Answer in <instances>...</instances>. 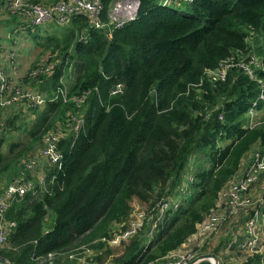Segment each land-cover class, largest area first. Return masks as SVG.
Returning <instances> with one entry per match:
<instances>
[{
  "label": "trees",
  "instance_id": "1",
  "mask_svg": "<svg viewBox=\"0 0 264 264\" xmlns=\"http://www.w3.org/2000/svg\"><path fill=\"white\" fill-rule=\"evenodd\" d=\"M52 24L59 31L40 44L57 51L59 60L41 82L31 83L58 96L40 109L27 105L36 112L30 139L9 159L0 151V179L12 178L14 163L67 111L82 122L58 141L61 166L46 175L54 174V181L10 203L5 216L15 225L0 255L15 264H80L76 257L90 248L101 251L93 255L99 259L114 253L101 238L124 228L134 210L171 196L177 205L164 212L151 237L147 240L145 222L110 259V264L164 263L215 208L242 160L264 145V100L256 105L259 123L248 126L246 114L260 83L236 67L224 80L206 74L230 55L255 53L264 63V40L251 45L248 39L250 31L264 35V0H191L177 6L140 0L137 16L110 31L91 26L85 16ZM72 59L73 80L65 86L61 77ZM257 78L264 84V70ZM117 82L122 92L110 94ZM59 88L67 95L88 94L77 106ZM16 144L9 142V150ZM134 198L146 206H133ZM229 237L212 252L226 248ZM48 252H54L51 263L40 261ZM245 256L237 264H264V252Z\"/></svg>",
  "mask_w": 264,
  "mask_h": 264
},
{
  "label": "built area",
  "instance_id": "2",
  "mask_svg": "<svg viewBox=\"0 0 264 264\" xmlns=\"http://www.w3.org/2000/svg\"><path fill=\"white\" fill-rule=\"evenodd\" d=\"M6 11L16 14L20 18L23 25L35 28L49 22H55L60 25L68 24L69 21L76 16H85L89 20V24L96 28H105L112 30L123 23L135 18L138 13L140 0H111L105 9L104 0H54L50 3H43L37 0H3ZM179 1L191 0H159L163 5H172ZM15 51L10 50L4 58L0 54V106L3 108L13 104L21 103L31 107L43 105L47 99L54 100L58 93L48 96L45 91H41L32 87L31 81L41 82V76L49 74L53 71L55 64L52 60V53L46 52L39 61H37L25 73L17 72L13 69L11 72L5 66V60L13 62ZM236 67L244 72L249 78L257 80L260 83V91L258 96L252 100L246 114L248 115V126H254L260 122L259 112H257V101L264 100V84L261 79L257 78V71L264 70V63L261 57L255 53H250L246 57L228 56L221 61L219 65L213 69L206 70L208 76H215L224 80L227 71ZM25 78L24 80H22ZM123 83L117 82L111 89L110 94H118L122 92ZM58 92L62 94L64 100H72L77 106L81 105L88 94V90H83L80 94L67 95L66 89L59 88ZM72 115V113L70 114ZM221 116V114H220ZM74 120L66 127L58 128L57 124L47 130L42 137V144L39 146L38 154L45 160L42 163L49 164L51 167L60 168L62 153L58 147L59 139L64 133L72 128L77 130L82 122V117L73 114ZM77 120L76 125L73 122ZM264 121V119H263ZM3 120H0V127ZM64 129V130H63ZM65 131V132H64ZM40 163L34 157H29L23 162V168L18 175L11 180L0 183V247L6 244V238L9 230L15 225V221L7 219L5 212L10 203L21 198L25 193L31 192L37 194L46 189L48 181L52 183L55 175L47 178V172L38 168ZM242 166V167H241ZM264 172V145L256 147L250 151L247 157L242 160L240 168L236 175L228 181V183L219 191V197L215 208L197 224L199 233L210 234L217 229L222 221L227 219H236L234 229L231 232L226 243V249L232 250L237 247L246 254L263 253L264 252V192L257 195L254 199L252 189L254 185L259 189L258 184L261 175ZM34 174L39 176L37 182H32L27 176ZM175 198H161L154 208L155 216H152L149 228L147 230V239L151 237L152 232L162 217L164 212L170 207H176ZM153 208V209H154ZM137 209L135 217L128 222L124 228H120L112 232L105 238H101L112 247L121 246L132 235H134L145 221L144 210ZM195 231V232H196ZM194 234V233H193ZM192 234V235H193ZM198 253L186 252L180 254L176 260L168 261L177 264H183L190 260ZM72 255V254H71ZM43 258L51 263L54 258V252H48ZM83 264V263H82Z\"/></svg>",
  "mask_w": 264,
  "mask_h": 264
},
{
  "label": "rangeland",
  "instance_id": "3",
  "mask_svg": "<svg viewBox=\"0 0 264 264\" xmlns=\"http://www.w3.org/2000/svg\"><path fill=\"white\" fill-rule=\"evenodd\" d=\"M39 2L43 3H50L54 0H37ZM111 2V0H110ZM108 2V4H110ZM173 5L177 6L178 2L174 3ZM179 8L181 10H187L186 5L184 3L179 4ZM9 15H12L16 20H19L16 14H13L8 11H2L0 12V35L5 37L7 35V43L11 41L10 46L14 48L17 53L19 54V61L20 64H18V71L25 73L27 70H29L37 61L40 60V58L46 53L51 52L52 53V60L54 63L58 62L59 56L57 51H51L49 47H45V45H41L40 42L45 41V37L47 34H52L59 31V27H57L55 24L47 23L44 25L38 26V28H35V30H29L28 27L24 26H16L14 23V20H10ZM31 28V27H29ZM28 29V30H27ZM35 33L38 34V36L35 37ZM84 34V27H82L78 31L79 38L83 37ZM248 39L250 44H259L261 41L264 40V35L262 33H256L251 32L248 35ZM71 50V48H69ZM73 59L69 61L68 67L66 71L64 72L63 77H61V81L64 83L65 86H67L72 80H73V74H74V67H73ZM23 78L22 80H24ZM32 85V83H31ZM35 87V86H32ZM36 88V87H35ZM72 101V100H71ZM81 106V105H80ZM42 105L38 106V109H40ZM70 111V110H69ZM66 112V115L63 117V119H59V121L56 122L59 129L66 127L67 124H71L74 120L73 114L76 112ZM68 113V114H67ZM72 113V115H70ZM78 113V112H77ZM2 114L5 116L3 118ZM36 112L34 110L29 109V107L23 106V104H13L10 108L4 109L2 106H0V120H3V125L5 128L3 130H0V151L2 154L6 156L5 159H9L12 155H14L16 152L21 150L25 144L29 141L30 136L28 134V128L31 125V122L33 121V118H35ZM9 115H14V117H11ZM9 116V117H8ZM10 119L9 123H7V120ZM5 121L7 125H5ZM64 122V126H62V123ZM77 120L73 122V125H76ZM16 142L17 144L9 150V142ZM42 144V139L39 140L38 143L34 145V147L27 151L20 159L17 160V162L14 163L15 168L17 169L16 173L12 175V178L19 174L21 170H24L26 172V169L23 168V162H25L29 157H34L37 159V161L40 163V166L38 168L44 169V172H47V170L51 167L49 164H44L41 161L45 160L41 155L38 154L39 146ZM242 167V166H241ZM27 176L31 178L32 182H37L39 179V176H35L34 174L30 175V173H27ZM12 178H6L2 177L0 179V183L7 182L8 180H11ZM186 180V178H185ZM258 184H264V172L261 175V178L258 182ZM259 189L256 188V185H254L252 192L254 199L257 198L258 194H261L264 192V186H259ZM170 198H173L170 196ZM142 205L146 206V203H141L137 199L132 200V205ZM153 208L154 206L148 207L144 210L145 213V221L143 222L142 226L146 222L148 225L151 222L152 216H153ZM135 217V212L130 214L129 220H132ZM236 219L232 220H225L222 221L217 229L213 231L212 233L206 235L203 233H199L197 230L193 235L189 236L186 241L176 250L172 251L169 256H167L168 261H174L177 259V257L180 254H185L186 252H194V253H200V252H215L216 246L221 244L226 238H228L231 235L232 230L234 229V223ZM127 222V224H128ZM126 224V225H127ZM141 226V227H142ZM140 227V229H141ZM139 229V230H140ZM138 230V231H139ZM137 231V232H138ZM136 232V233H137ZM147 237V235H146ZM148 240V239H147ZM7 246V245H5ZM4 247V246H3ZM83 247V246H81ZM2 248V247H1ZM122 246H116L113 249V254H109L107 256H103L99 259H94L93 255L95 252L93 249L86 248L82 251V253L79 256H74L73 254L70 256H74L78 258V261L80 264H110V259L113 258V256L117 255L121 252ZM239 250L237 247H234L232 250H227L226 248H220L218 250V255L222 258V264H237L242 262L247 255L246 252H243ZM237 251V252H236ZM217 255V254H216ZM217 255V256H218ZM153 264V263H149Z\"/></svg>",
  "mask_w": 264,
  "mask_h": 264
},
{
  "label": "crops",
  "instance_id": "4",
  "mask_svg": "<svg viewBox=\"0 0 264 264\" xmlns=\"http://www.w3.org/2000/svg\"><path fill=\"white\" fill-rule=\"evenodd\" d=\"M6 12V9L4 8V1L3 0H0V12ZM9 18H10V20H14L15 22V24H16V26H24L25 27V25H23V23L21 24V20H20V18L18 17V19L19 20H16V18H14L12 15H9ZM51 22H49V24H50ZM20 24V25H19ZM27 27V26H26ZM29 28V27H28ZM36 28V27H35ZM35 28H30L31 30H35ZM28 30V29H27ZM8 37H7V35L5 36V37H3L2 35H0V54L5 58L6 57V55L8 54V52L10 51V50H14L15 51V58H14V61L13 62H9L8 60H5V66H6V68H7V70L8 71H12L13 69H15L17 72H20V71H18V64H20V61H19V54L17 53V51L14 49V48H12L11 46H10V43H12L11 41H9V43H7L8 41L6 40ZM20 69V68H19ZM18 104V103H17ZM12 106V105H11ZM11 106H9V107H5L4 109H8V108H10ZM5 115L4 114H2V117L1 118H3ZM9 181V180H8ZM220 260H222V258H219V261Z\"/></svg>",
  "mask_w": 264,
  "mask_h": 264
},
{
  "label": "water",
  "instance_id": "5",
  "mask_svg": "<svg viewBox=\"0 0 264 264\" xmlns=\"http://www.w3.org/2000/svg\"><path fill=\"white\" fill-rule=\"evenodd\" d=\"M99 68H101V67L99 66ZM203 259H208L211 262V264H219V257L213 252H200L183 264H196L197 262H199L200 260H203ZM0 264H15V263L10 261L9 259H7L5 256L0 255ZM161 264H177V263H175V262H164Z\"/></svg>",
  "mask_w": 264,
  "mask_h": 264
}]
</instances>
